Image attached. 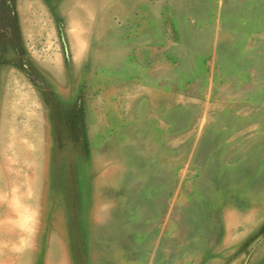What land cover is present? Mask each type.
Wrapping results in <instances>:
<instances>
[{
    "label": "rangeland",
    "instance_id": "obj_1",
    "mask_svg": "<svg viewBox=\"0 0 264 264\" xmlns=\"http://www.w3.org/2000/svg\"><path fill=\"white\" fill-rule=\"evenodd\" d=\"M0 264H264V0H0Z\"/></svg>",
    "mask_w": 264,
    "mask_h": 264
}]
</instances>
